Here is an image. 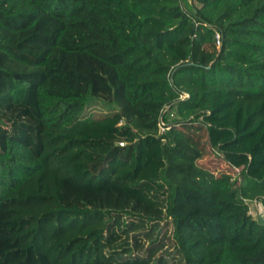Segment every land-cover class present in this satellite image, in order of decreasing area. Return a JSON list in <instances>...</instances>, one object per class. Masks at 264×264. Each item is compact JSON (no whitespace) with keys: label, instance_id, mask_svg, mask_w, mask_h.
<instances>
[{"label":"trees","instance_id":"1","mask_svg":"<svg viewBox=\"0 0 264 264\" xmlns=\"http://www.w3.org/2000/svg\"><path fill=\"white\" fill-rule=\"evenodd\" d=\"M252 202L264 0H0V264H264Z\"/></svg>","mask_w":264,"mask_h":264},{"label":"rangeland","instance_id":"2","mask_svg":"<svg viewBox=\"0 0 264 264\" xmlns=\"http://www.w3.org/2000/svg\"><path fill=\"white\" fill-rule=\"evenodd\" d=\"M213 51H217L214 47H212ZM89 111L93 114L99 113L100 111L108 112L109 110L105 106H101V104L97 106H92L89 108ZM166 118L171 121L176 119L175 111L166 112ZM184 131H187L186 134L190 137V141L198 147V149L202 152V158L199 160V165L210 170L216 176H220L222 174H233L236 175L239 170L235 168H231L222 158L218 156L216 152L212 149L208 141V134L206 129L198 124H195L191 128L184 127ZM109 148L113 145V142H109ZM108 148V149H109ZM251 207V214L256 219H264V209L262 205L255 206L256 203L252 202L249 204Z\"/></svg>","mask_w":264,"mask_h":264},{"label":"built area","instance_id":"3","mask_svg":"<svg viewBox=\"0 0 264 264\" xmlns=\"http://www.w3.org/2000/svg\"><path fill=\"white\" fill-rule=\"evenodd\" d=\"M216 39H217V45L219 46L220 45V35L217 34L216 36ZM159 128H160V133H164L166 130L169 129V127H167V125L165 124L164 120L161 119L160 120V123H159ZM123 145V144H122ZM231 167V166H230ZM231 168H234V167H231ZM236 169V168H235ZM239 170V169H238ZM240 171V170H239ZM238 174V173H237ZM233 175V174H231Z\"/></svg>","mask_w":264,"mask_h":264},{"label":"crops","instance_id":"4","mask_svg":"<svg viewBox=\"0 0 264 264\" xmlns=\"http://www.w3.org/2000/svg\"><path fill=\"white\" fill-rule=\"evenodd\" d=\"M255 206L257 207V206H259V205L256 203V205H255ZM251 212H252V210H251Z\"/></svg>","mask_w":264,"mask_h":264}]
</instances>
